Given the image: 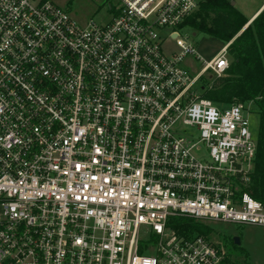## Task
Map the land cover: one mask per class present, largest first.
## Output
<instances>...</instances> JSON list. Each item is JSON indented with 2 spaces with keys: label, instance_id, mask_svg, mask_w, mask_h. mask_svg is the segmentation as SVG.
<instances>
[{
  "label": "built area",
  "instance_id": "obj_1",
  "mask_svg": "<svg viewBox=\"0 0 264 264\" xmlns=\"http://www.w3.org/2000/svg\"><path fill=\"white\" fill-rule=\"evenodd\" d=\"M107 1L79 21L0 0V264H226L169 223L264 226L245 104L201 84L225 74L231 42L207 61L187 40L202 0Z\"/></svg>",
  "mask_w": 264,
  "mask_h": 264
},
{
  "label": "trees",
  "instance_id": "obj_2",
  "mask_svg": "<svg viewBox=\"0 0 264 264\" xmlns=\"http://www.w3.org/2000/svg\"><path fill=\"white\" fill-rule=\"evenodd\" d=\"M250 20L230 0H202L185 24L225 44L233 39L228 47V69L224 75L203 84V95L224 104L253 102L256 105L260 115L257 155L255 170L245 189L264 204V7L237 35ZM169 224L186 236L209 237L214 233L211 226L185 216L172 217ZM213 242L225 252L226 264H251L249 253L233 239L229 243L236 254L222 242Z\"/></svg>",
  "mask_w": 264,
  "mask_h": 264
},
{
  "label": "rangeland",
  "instance_id": "obj_3",
  "mask_svg": "<svg viewBox=\"0 0 264 264\" xmlns=\"http://www.w3.org/2000/svg\"><path fill=\"white\" fill-rule=\"evenodd\" d=\"M60 5L63 9L67 10L75 19L84 21L89 18L102 20L107 17L105 10L109 2L107 0H53ZM231 4L234 2L235 7L240 10L247 18L261 6L264 0H230ZM243 29V28H242ZM186 34L187 40L190 41L196 51L201 54L203 59L209 61L214 57L224 45L223 41L209 36L203 32L197 31L192 27H186L183 30ZM233 39L230 41L232 42ZM229 43V42H228ZM165 50L171 52L178 50L176 40H167ZM187 68L194 74L198 73L204 66L202 61H199L191 56L187 59ZM215 77L212 72H207L201 79V84L211 80ZM202 92L201 87L198 90ZM244 115L249 118V128L252 137L258 141L259 138V123L260 115L258 114L257 107L253 102H246ZM198 153L207 154L206 150H199ZM209 226L213 228V232L208 238L213 241L222 242L227 249L232 253L234 247L229 243L233 236H239L241 239L240 246L249 253L251 264H264V226L260 225H240L235 223H225L211 221ZM166 238L170 236V232L166 231Z\"/></svg>",
  "mask_w": 264,
  "mask_h": 264
},
{
  "label": "water",
  "instance_id": "obj_4",
  "mask_svg": "<svg viewBox=\"0 0 264 264\" xmlns=\"http://www.w3.org/2000/svg\"><path fill=\"white\" fill-rule=\"evenodd\" d=\"M232 4L234 5V2H232ZM252 21V19L243 27V29L237 34L240 35L241 32L249 25V23ZM176 36V34L174 35ZM233 241L235 242V244L240 245L241 244V239L239 236H233Z\"/></svg>",
  "mask_w": 264,
  "mask_h": 264
},
{
  "label": "crops",
  "instance_id": "obj_5",
  "mask_svg": "<svg viewBox=\"0 0 264 264\" xmlns=\"http://www.w3.org/2000/svg\"><path fill=\"white\" fill-rule=\"evenodd\" d=\"M264 7V2L261 4V6L250 16V18L252 19L258 11H260L262 8Z\"/></svg>",
  "mask_w": 264,
  "mask_h": 264
},
{
  "label": "bare ground",
  "instance_id": "obj_6",
  "mask_svg": "<svg viewBox=\"0 0 264 264\" xmlns=\"http://www.w3.org/2000/svg\"><path fill=\"white\" fill-rule=\"evenodd\" d=\"M257 13H258V12H257ZM256 15H257V14H256ZM256 15H255V16H256ZM255 16H254V17H255ZM254 17H253V18H254Z\"/></svg>",
  "mask_w": 264,
  "mask_h": 264
}]
</instances>
